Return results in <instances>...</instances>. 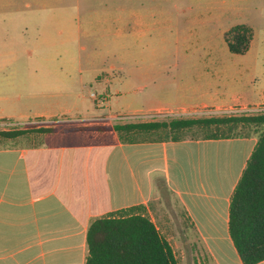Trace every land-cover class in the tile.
<instances>
[{
	"label": "rangeland",
	"instance_id": "1",
	"mask_svg": "<svg viewBox=\"0 0 264 264\" xmlns=\"http://www.w3.org/2000/svg\"><path fill=\"white\" fill-rule=\"evenodd\" d=\"M240 25L253 31L246 55L232 53L225 40ZM203 68L229 71L210 90L234 99L228 105L249 108L214 114L194 105L192 84ZM0 90V132L26 130L31 143L46 138L42 127L62 134L103 124L264 114V106L257 107L264 103V0H0ZM164 90L177 103L172 115L159 110L167 105L159 94ZM262 130L217 125L133 139L259 138ZM116 137L85 131L69 140L100 144ZM159 186L151 218L177 224L179 264H200L202 247L190 241L179 205L163 182Z\"/></svg>",
	"mask_w": 264,
	"mask_h": 264
},
{
	"label": "crops",
	"instance_id": "2",
	"mask_svg": "<svg viewBox=\"0 0 264 264\" xmlns=\"http://www.w3.org/2000/svg\"><path fill=\"white\" fill-rule=\"evenodd\" d=\"M199 72V83L192 84L194 105L214 114L249 108L228 105L234 99L210 90L229 71ZM204 82L209 87H201ZM159 94L167 104L159 110L172 115V92ZM80 133H41L47 136L39 143H31L28 133L0 138V264H87L91 223L141 206L151 218L159 182L181 209L182 229L202 247L200 264H243L229 231L231 195L258 137L125 142L115 132V140L100 144L69 140ZM150 220L177 257L175 221Z\"/></svg>",
	"mask_w": 264,
	"mask_h": 264
},
{
	"label": "trees",
	"instance_id": "3",
	"mask_svg": "<svg viewBox=\"0 0 264 264\" xmlns=\"http://www.w3.org/2000/svg\"><path fill=\"white\" fill-rule=\"evenodd\" d=\"M229 50L245 55L253 40V31L246 25L226 34ZM263 128L258 142L243 169L234 190L230 206L229 231L243 264L264 261V114L199 119H172L169 122H141L115 126L73 127L63 132H116L122 141H135L139 135H151L160 130L180 131L194 127L210 128L240 125ZM40 133L56 134V128L42 127ZM26 130L1 131L2 138H18ZM233 136L212 135L205 139H231ZM141 206L125 214H111L94 220L88 231L89 256L87 264H178L170 243Z\"/></svg>",
	"mask_w": 264,
	"mask_h": 264
}]
</instances>
